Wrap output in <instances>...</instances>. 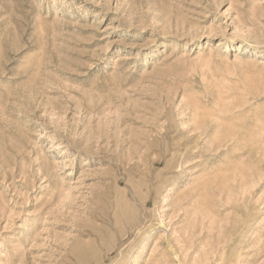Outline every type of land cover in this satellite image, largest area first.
<instances>
[{"label":"rangeland","instance_id":"374dc122","mask_svg":"<svg viewBox=\"0 0 264 264\" xmlns=\"http://www.w3.org/2000/svg\"><path fill=\"white\" fill-rule=\"evenodd\" d=\"M0 264H264V0H0Z\"/></svg>","mask_w":264,"mask_h":264},{"label":"bare ground","instance_id":"6f19581e","mask_svg":"<svg viewBox=\"0 0 264 264\" xmlns=\"http://www.w3.org/2000/svg\"><path fill=\"white\" fill-rule=\"evenodd\" d=\"M260 1H262V0H260Z\"/></svg>","mask_w":264,"mask_h":264}]
</instances>
